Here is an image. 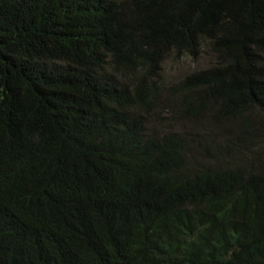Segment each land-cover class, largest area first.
Segmentation results:
<instances>
[{
  "label": "trees",
  "instance_id": "obj_1",
  "mask_svg": "<svg viewBox=\"0 0 264 264\" xmlns=\"http://www.w3.org/2000/svg\"><path fill=\"white\" fill-rule=\"evenodd\" d=\"M262 136L264 0H0V264H264Z\"/></svg>",
  "mask_w": 264,
  "mask_h": 264
},
{
  "label": "rangeland",
  "instance_id": "obj_2",
  "mask_svg": "<svg viewBox=\"0 0 264 264\" xmlns=\"http://www.w3.org/2000/svg\"><path fill=\"white\" fill-rule=\"evenodd\" d=\"M210 60L211 59V55L208 51H206L204 53V56L201 57L200 59L199 58H194L192 59L191 57L189 56H184V57H174V56H168V58L166 59L165 61V64H164V75L166 77H169L170 78V81L171 83L174 82V78L176 77V74H181V71H183L182 73L184 72H189L191 71L194 67L196 66H204L205 63H207V60ZM158 114H159V119L160 121H163L164 123H168L170 122V118H171V107H166L165 105L163 106H160L158 107ZM168 110V111H166ZM196 126V123L193 122V121H185V122H172L171 121V124L170 125H166L165 127H167L168 129L170 130H182V131H185V132H188L189 134H192V133H200V137L202 136V134H205V135H210V132H207L208 130L205 129V126H202V125H197L198 127L196 128H193ZM209 137V136H208ZM264 142V137L262 136V139H257L254 141V144L253 145H250V149L248 150V153H247V156H245V161L246 160H249L251 158V155L252 153L256 154V155H260L261 152H260V148L262 146V143ZM199 148V147H198ZM253 148V151H251V149ZM202 149H200V152H201ZM194 153L195 155L197 156V158L200 157V159H204V156L199 153L198 155V152L196 150V146L194 145ZM226 159L228 161H225V158L222 162H225L226 164H230V162L234 163L236 160H231L229 161L228 157H226ZM213 161V159L211 160ZM216 162V160H215Z\"/></svg>",
  "mask_w": 264,
  "mask_h": 264
}]
</instances>
